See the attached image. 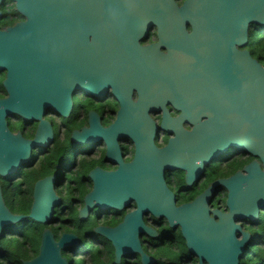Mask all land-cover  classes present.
Wrapping results in <instances>:
<instances>
[{
  "label": "water",
  "instance_id": "1",
  "mask_svg": "<svg viewBox=\"0 0 264 264\" xmlns=\"http://www.w3.org/2000/svg\"><path fill=\"white\" fill-rule=\"evenodd\" d=\"M11 1L25 20L0 27V73H5L6 94L0 97V176L15 174L34 150L53 143L48 113L69 118L75 93L100 98L111 88L121 103L116 121L103 127L91 114L89 128L74 131L72 139L83 144L103 140L108 157L119 167L114 171L95 168L89 173L93 189L84 198L79 218H87L94 209L121 212L134 204V210L116 226L95 228L96 234L112 244L113 264L135 255L142 264L155 262L141 240L158 233L146 225L144 215L180 228L199 264H239L251 235L237 222L255 221L264 209V66L248 49L240 50L249 43L250 28L264 26V0H183L182 4L177 0ZM186 24L192 26L190 34L185 32ZM153 25L158 27L160 42L167 43L165 57L183 65L180 75L166 73L153 79L137 75L144 69L134 63L145 62L138 40ZM159 82L167 86L175 82L184 96L178 118L169 119L164 113L161 128L175 137L163 149L154 141L158 126L149 116L153 107L130 97L131 89L150 91ZM199 90L204 98L196 95ZM14 116L37 123L32 139L11 132L8 119ZM203 117L206 121L199 122ZM181 120L193 125V130L182 129ZM184 137L206 139L215 156L231 148L247 152L254 160L229 178L214 182L193 202L177 205L166 183L167 173L183 170L190 186L194 172L203 168L189 162L190 147L182 144ZM121 139L134 143L130 162L119 156ZM55 180V175L40 179L33 190L28 217L45 226L54 221L56 208L62 204ZM219 186L227 190L226 211L209 207ZM26 217L11 212L0 186V237L6 234V226ZM78 240L71 233L56 240L45 228L38 255L24 264H73L62 250Z\"/></svg>",
  "mask_w": 264,
  "mask_h": 264
},
{
  "label": "flooded vegetation",
  "instance_id": "2",
  "mask_svg": "<svg viewBox=\"0 0 264 264\" xmlns=\"http://www.w3.org/2000/svg\"><path fill=\"white\" fill-rule=\"evenodd\" d=\"M182 2L183 0L181 1V4ZM20 17L21 20L17 21L16 23L25 20L23 16L20 15ZM185 32L187 34H190L192 32V26L190 24L185 25ZM138 43L140 47H143L145 50V62L139 61L134 63L135 67H137L138 69H144L137 71V75L147 77L149 79H153V77L155 76L164 75L166 73H172L174 75H180L182 73V66H183L182 64H180L177 60L173 61L171 59V56H168L169 58L165 57V55L168 54L169 50L166 41L160 42V40L158 39V27L156 25L149 27L147 33L141 39L138 40ZM157 44H160L157 48L149 49V47ZM145 48L148 49L146 50ZM242 49H246V47H243L240 50ZM213 63L210 64L214 65ZM167 68L169 69L167 70ZM173 84L174 86H167L165 83L161 84L159 82V86L156 87V89L150 91H142L137 88H133L130 90L131 92L130 97L133 102H138V100H141L142 103L144 102L146 105H148L147 107L149 106L153 107L151 109L152 111H150L149 113V116L158 126V131L156 133L154 141L156 146L161 149L165 148L169 140L175 137L174 134L169 133L168 131H165L161 128V125L163 124L164 113L167 112V117L169 119L171 118L176 119L180 116L181 109L184 107L183 93L179 90L178 85L175 82H173ZM112 93L113 92L111 88L107 89L104 96L100 98L93 97L83 92L75 93V97L73 98L74 110L72 111L70 117L67 118L70 121V127H66L63 125L61 121L62 117H60L59 115L52 112L48 113L46 119L51 122L54 130L53 143L48 147H42L39 148L38 150H34L32 152L31 159L29 160L30 163L29 164L27 163L28 165L25 164L19 167L17 172L21 170H27L31 166L36 165L43 158L45 152H47V149L51 147L57 140L65 141L69 146V149L67 151L68 155L64 157V159L68 157L67 159L69 161V166H67V169L66 168L65 169L67 171L73 172L74 174L73 183L70 185L72 186L71 191L73 195L71 201L73 206L79 207V211H80L84 205L85 196L93 189V182L88 177L89 173L95 168H100L101 170L104 171H114L119 167V165L113 159H110V157H108L107 145L103 140H98L94 143H88V144L78 143L72 139L73 132L81 131L83 128H89L91 114L97 116L100 124L103 127H108L109 125L114 123L118 117V112L121 108V103L119 102L118 98H115L112 95ZM196 95L199 96V98L205 97L204 92L200 90L198 91V93H196ZM5 96L6 94H4V96L2 97ZM73 114L74 116L72 117ZM8 121H9L8 127L9 125H12L14 127V129H11L9 127L11 132L13 133L21 132L24 138L27 139L33 138L34 133L36 132L37 129L36 122L28 121V122H24V124L21 125L19 123L20 121L18 117L16 118L15 116L13 118L8 119ZM205 121L206 118L203 117L200 119L199 122H205ZM17 125H20L19 129H16ZM180 125L181 128L184 129L186 132H191L194 128L193 125H191L188 121H184V120L180 121ZM181 142L184 146L190 147L189 162L192 163L193 166L196 168L199 165H201L203 168L201 171L194 172L196 174V177L190 186L186 183L185 172H183V170L177 169L167 173L166 183L168 188L174 193L177 205H183L193 202L214 182L229 178L236 172L242 170L243 167L249 164L252 160H254V157H252V155L248 154L247 152L239 151V150H238L239 152H237L236 154L234 152H231V154L228 156L229 158L223 160L224 158H219L220 157L219 154L217 156L214 155L215 153L214 150L210 152L211 144L206 139L201 140L200 138L197 137L194 138L184 137ZM192 143H195L196 146L193 147ZM118 145L120 150L119 152L120 158L124 162L132 161L135 154L134 143L129 139H121L118 141ZM192 148L193 150H191ZM194 148L196 149L194 150ZM230 150L231 148H229L223 154L227 153ZM205 151H209L208 152L209 154ZM233 153L234 155H232ZM249 158L252 160L244 163L246 160H249ZM212 160H216V161L211 164ZM236 163L237 164L243 163V165L241 168H237L234 173L230 174V170L232 169L231 166H233ZM215 164H217L216 167H214ZM189 168L193 169V167H189ZM79 169H81L80 172H77ZM53 175H55L57 178L58 174H53ZM75 178H79V179H75ZM62 179H63V174L60 180ZM80 182L82 183V185L80 184ZM59 184L55 187L56 190L57 188L62 187ZM66 184L67 182L65 183V185ZM84 190H86V192L82 194V191ZM222 193H224L225 206H226L227 190L224 187L219 186L215 190L214 192L215 197L212 198L211 203L209 205L211 210L214 209L221 210L219 207V203H217L219 202L217 201V198ZM32 198H33V193H32ZM134 208L135 206L134 204H132L130 208L122 210L121 212L116 210H104L107 211L105 212V214L101 210L94 209L92 212L89 213L88 217L94 215V213L96 212H99V216L94 215V217H96L95 221H104L106 219L119 220L120 218L122 221L125 214L127 212L134 210ZM224 211H226V209ZM123 212L124 214H122ZM144 221L147 226L154 229L158 233V236L155 238L144 236V238L141 240L144 251L151 258L153 257L150 255L149 252L151 251L152 247H157L160 243H164L166 238H168L169 235L173 234L174 232L176 231L181 232L180 228L178 227L171 228L165 219H158V218H154L151 215H144ZM52 223H54V221ZM50 225L46 226L45 228H49ZM116 225H112V226H116ZM95 228H94V232H95ZM54 238L56 239L55 235ZM70 248L71 247L67 249H63L62 255L64 252L69 253ZM76 257H78V255ZM127 259L135 260L134 262L129 261L131 262V264H135V263L142 264L140 261V257L138 255L131 256L129 258L123 257L119 264H121L122 261L124 260L128 262ZM153 259L155 260L154 263H156L157 260L155 258Z\"/></svg>",
  "mask_w": 264,
  "mask_h": 264
},
{
  "label": "trees",
  "instance_id": "3",
  "mask_svg": "<svg viewBox=\"0 0 264 264\" xmlns=\"http://www.w3.org/2000/svg\"><path fill=\"white\" fill-rule=\"evenodd\" d=\"M181 1L177 0L179 4ZM0 10L3 12V17L0 19L1 28L12 26L21 20L20 14L15 10L11 0H4ZM245 47L250 51L252 57L264 66V26L253 25L250 28L249 43ZM4 78L5 73H0V97L5 94L2 86ZM18 119L23 123L26 122L19 117ZM9 127L14 129L12 125ZM68 149L69 146L65 141L57 140L47 149L43 158L36 165L27 170H21L12 177L3 178L0 176L3 196L11 212L27 216L20 222L5 227L6 234L0 237V264H24V261L32 260L38 255L42 233L46 226L41 227L39 223L28 217L33 202L34 185L38 180L59 172L63 174L62 180L58 179L57 175V180H60L59 185L62 187L60 186L61 188H57L56 191L63 202L60 208L56 209L54 223L49 228L56 239H59L64 233H73L79 239L78 245L71 247L69 253L64 252L63 256L69 262H72L71 259L77 260V264H113L115 255L112 244L104 237L96 234L94 228L99 225H116L121 221V218L119 220L95 221L94 215L99 216V212L84 220L79 218V207L73 206L71 201L73 195L70 185L73 183L74 174L65 169L69 166L68 157L64 159L68 155ZM251 160L249 158L244 163ZM242 165L243 163H236L231 166L230 174L234 173L237 168H241ZM80 184L82 185L81 182ZM85 192L86 190H84ZM89 219L95 224H89ZM247 222L250 226L245 228V231L249 232L251 236L246 246L245 255L241 256L239 264H264V209L260 211L257 220ZM82 240L91 244L92 251L88 254L89 260L86 261L82 257H76L77 255H84L87 249ZM149 253L157 260L156 264H199L198 259L190 254L181 232L178 231L169 235L164 243L152 247ZM164 254L166 255L164 256ZM79 260L80 263H78ZM121 264H131V262L124 260Z\"/></svg>",
  "mask_w": 264,
  "mask_h": 264
},
{
  "label": "rangeland",
  "instance_id": "4",
  "mask_svg": "<svg viewBox=\"0 0 264 264\" xmlns=\"http://www.w3.org/2000/svg\"><path fill=\"white\" fill-rule=\"evenodd\" d=\"M74 116V114L72 115V117ZM61 121H62V123H63V125L64 126H66V127H70V121H69V119H67V118H62L61 119ZM21 125L22 124H24L23 123V121H20L19 122ZM20 128V125H17V129H19ZM85 147H87V146H85ZM231 152H234L235 154L237 153V152H239L237 149H231L230 151H228L227 153H225V154H222V155H220V157L219 158H224L223 160H226V159H228L229 157V155L231 154ZM234 153L232 154V155H234ZM231 155V156H232ZM73 156V155H72ZM30 162H28V164H29ZM27 164V163H26ZM27 164V165H28ZM217 166V164H215L214 165V167H216ZM67 169V168H66ZM19 172V171H18ZM14 174H12V175H9V176H6V177H3V178H8V177H12ZM62 177V172H59L58 173V179H60ZM75 179H79V178H75ZM16 181V180H15ZM59 181L60 180H57V178H56V180H55V184H56V186L59 184ZM82 194H84V191H82ZM217 201H219V202H217ZM217 203H219V207H220V209L221 210H225L226 209V206H225V198H224V193H222V194H220L219 196H218V198H217ZM60 208V207H59ZM69 211V210H68ZM128 211H130V210H128ZM105 212H107V211H104L103 210V213L105 214ZM90 221V219L88 220V222ZM238 224H241L242 225V229L245 231V228H248L250 225H249V222H247V221H244V222H241V221H238L237 222ZM40 225H41V227H43V226H45V224H41V223H39ZM89 224H91V225H94L95 223L94 222H92V221H90L89 222ZM241 238V237H240ZM249 241H250V239H249ZM85 242V240H82V243H84ZM85 244V247L87 248L86 249V251H85V254L84 255H78V257H82L83 259H85V261L86 260H89V256H88V254H90L91 253V244L89 243V242H85L84 243ZM76 245H78V244H75V245H73V246H71V247H75ZM163 250H164V248H163ZM77 252V251H76ZM164 253V252H163ZM166 254H164V256H165ZM128 261H131V262H134L135 260H130V259H127ZM71 261L73 262V264H77V260H75V259H71ZM163 261H164V259H163ZM78 263H80V260H79V262ZM136 264V263H135ZM154 264H156V263H154Z\"/></svg>",
  "mask_w": 264,
  "mask_h": 264
}]
</instances>
